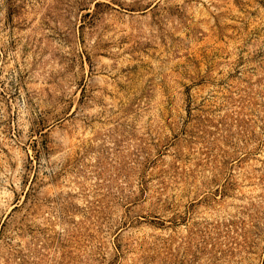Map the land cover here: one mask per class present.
Listing matches in <instances>:
<instances>
[{"label":"rangeland","instance_id":"obj_1","mask_svg":"<svg viewBox=\"0 0 264 264\" xmlns=\"http://www.w3.org/2000/svg\"><path fill=\"white\" fill-rule=\"evenodd\" d=\"M0 264H264V0H0Z\"/></svg>","mask_w":264,"mask_h":264}]
</instances>
